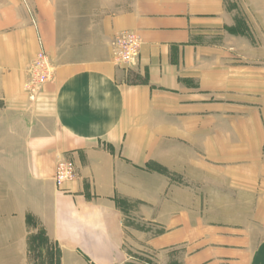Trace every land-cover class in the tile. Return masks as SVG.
<instances>
[{"label": "crops", "instance_id": "0c3cea01", "mask_svg": "<svg viewBox=\"0 0 264 264\" xmlns=\"http://www.w3.org/2000/svg\"><path fill=\"white\" fill-rule=\"evenodd\" d=\"M0 17V169L61 264H264V0H0ZM40 50L55 76L31 99ZM61 160L77 178L58 188Z\"/></svg>", "mask_w": 264, "mask_h": 264}, {"label": "rangeland", "instance_id": "374dc122", "mask_svg": "<svg viewBox=\"0 0 264 264\" xmlns=\"http://www.w3.org/2000/svg\"><path fill=\"white\" fill-rule=\"evenodd\" d=\"M2 21H6V19L3 20L0 17V22ZM14 30V26L0 23V35L13 33ZM13 44L14 41L10 43L0 41V61H4V65L0 67L2 72H12L7 61L9 55L13 54ZM31 64L24 72L25 87L29 81ZM2 140L0 138V141ZM14 176L11 171L0 169V264H61L62 251L47 237L45 231L39 226V222L28 221L29 226H26L23 219L13 216V210L18 207L17 200L19 198L18 189L14 187ZM133 228L148 235V237L159 232V229L141 222L134 225ZM135 244L144 248L138 249L133 246ZM145 247L146 243L143 240H138L137 243L132 242L128 248L129 257L150 260L151 254Z\"/></svg>", "mask_w": 264, "mask_h": 264}, {"label": "built area", "instance_id": "2783aa9c", "mask_svg": "<svg viewBox=\"0 0 264 264\" xmlns=\"http://www.w3.org/2000/svg\"><path fill=\"white\" fill-rule=\"evenodd\" d=\"M114 61L119 66L132 68L137 65L141 53L142 41L138 35L132 32L122 33L113 43ZM55 68L49 55L40 50L31 64L29 81L25 91L34 99L41 90L54 80ZM77 178L76 167L70 160H61L57 164L55 182L58 188Z\"/></svg>", "mask_w": 264, "mask_h": 264}]
</instances>
